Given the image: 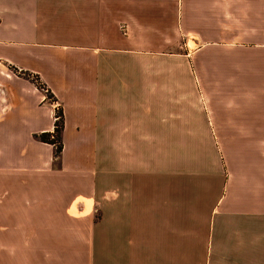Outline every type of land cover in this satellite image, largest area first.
<instances>
[{
    "label": "crops",
    "instance_id": "crops-1",
    "mask_svg": "<svg viewBox=\"0 0 264 264\" xmlns=\"http://www.w3.org/2000/svg\"><path fill=\"white\" fill-rule=\"evenodd\" d=\"M0 264H264V0H0Z\"/></svg>",
    "mask_w": 264,
    "mask_h": 264
},
{
    "label": "trees",
    "instance_id": "trees-1",
    "mask_svg": "<svg viewBox=\"0 0 264 264\" xmlns=\"http://www.w3.org/2000/svg\"><path fill=\"white\" fill-rule=\"evenodd\" d=\"M24 76L31 79L40 89H44L43 85L40 84L38 77L31 76L27 73H25ZM48 96L50 98L52 97L51 94H48ZM54 117H57L58 120L54 121L53 132L40 134L38 139L44 143L54 146V160L58 161L62 152L61 132L63 129V115L60 108L55 111Z\"/></svg>",
    "mask_w": 264,
    "mask_h": 264
},
{
    "label": "built area",
    "instance_id": "built-area-1",
    "mask_svg": "<svg viewBox=\"0 0 264 264\" xmlns=\"http://www.w3.org/2000/svg\"><path fill=\"white\" fill-rule=\"evenodd\" d=\"M42 90L44 91V93H45V95H46V100H48V101L51 102L53 105H55V107H56L55 111L58 110L59 107L56 106V103L54 102V100L48 96V94H49L48 91H47L45 88L42 89ZM57 120H58V118H57V117H56V118L54 117V121H57Z\"/></svg>",
    "mask_w": 264,
    "mask_h": 264
},
{
    "label": "rangeland",
    "instance_id": "rangeland-1",
    "mask_svg": "<svg viewBox=\"0 0 264 264\" xmlns=\"http://www.w3.org/2000/svg\"><path fill=\"white\" fill-rule=\"evenodd\" d=\"M52 98V97H51Z\"/></svg>",
    "mask_w": 264,
    "mask_h": 264
}]
</instances>
